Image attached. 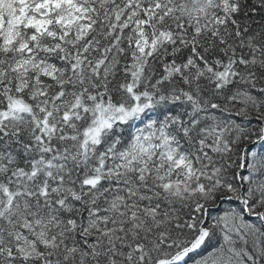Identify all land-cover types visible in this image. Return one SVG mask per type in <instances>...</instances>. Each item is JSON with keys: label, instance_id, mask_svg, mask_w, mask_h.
<instances>
[{"label": "snow or ice", "instance_id": "snow-or-ice-1", "mask_svg": "<svg viewBox=\"0 0 264 264\" xmlns=\"http://www.w3.org/2000/svg\"><path fill=\"white\" fill-rule=\"evenodd\" d=\"M0 264H264V0H0Z\"/></svg>", "mask_w": 264, "mask_h": 264}]
</instances>
